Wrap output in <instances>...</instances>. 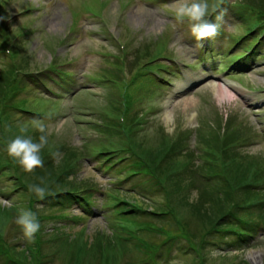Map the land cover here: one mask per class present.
Here are the masks:
<instances>
[{
  "label": "rangeland",
  "instance_id": "obj_1",
  "mask_svg": "<svg viewBox=\"0 0 264 264\" xmlns=\"http://www.w3.org/2000/svg\"><path fill=\"white\" fill-rule=\"evenodd\" d=\"M230 1L234 3L236 1L240 2V0ZM177 2L178 0L167 3L161 2L160 4L155 2L157 5L155 6L145 0H108L106 14L109 20L107 24L103 25L99 23L97 18L93 17V19L91 16H86L85 13L74 21L73 12L75 13L79 6L73 0H57L55 3L53 0H0L1 10L6 13L8 22L12 23L8 31L14 33L19 30L22 31L24 28L29 29L28 35L13 48L14 52H17L15 63L12 62V56H8L1 51L4 45L0 41V89L3 88L5 82L9 81L12 82L13 91L17 89V85L20 89L21 84L23 85L24 81H28L22 71L26 72V70L30 71L31 69L42 75L49 70V66L53 63H57L58 68L53 70L54 73L62 75L66 70L69 71L67 75H64L63 79L57 80L58 83L47 81L50 84V88L60 94L59 96H52L53 99L59 102L43 100L41 96L50 97V93L43 89L39 90L36 81L30 79L27 82V86L24 89L21 88L22 92H20V96L27 99L26 104H23L22 98L17 101L12 94L13 92L4 88L0 90V108L12 104L39 110L41 111L40 113L49 116L50 122L43 120L42 117L36 118L37 120L28 119L30 115L25 112L22 115L24 118L23 124H27L28 128H32L33 133L38 130L33 126V121H36L43 123L47 127L49 133L54 136L56 144L66 142L67 145L76 147L78 151L80 149L79 145L82 142L85 144L88 153L81 160L79 175L83 176L88 182L90 181V183H96L97 188L92 190L94 197L96 196V199L92 198V200H95L96 206L105 203L106 208H110L115 204L114 200L119 199V197L116 194L117 192L111 193L112 189L109 183L118 184L119 181L123 182L124 177L120 173L127 174L129 172L128 169L131 168L128 162L112 165L125 153L122 149L124 141L115 138L114 141H111L109 148H113L116 151L119 150L120 156L108 160L105 157L110 155L109 153L101 156L96 153L98 147L93 144H97L98 140L89 143V138L94 135L89 128L91 124L88 122L89 120H97L99 116V113L95 114L91 111V106L94 108L97 106L94 105V102L98 103L101 109L106 110L111 108L108 103L110 98L119 106L123 105L115 84L111 83L110 79H107L109 84H105L102 78L118 76L123 80L120 82V84L123 82L122 85L126 81L131 82L134 76L137 75L140 66L154 58V52L163 53L164 51L163 54L177 57L184 64H192L194 67L197 65L195 56L189 46L184 43V38L192 36L189 31L191 30V24L184 25L183 21L180 22L178 25L181 31H179L172 22V13L175 12ZM188 2H192V0H188ZM126 4L127 7L125 6ZM29 6L30 9L32 7H37L38 9L28 15L18 13ZM121 12L123 14H120ZM223 22L225 30L216 37L217 44H222L221 48L222 46L224 48V51L220 49L219 52L226 56L231 48L237 53L246 50L242 45L236 48V45L234 46L233 44V39H230V35H243L246 33L248 26L243 24L240 18L233 15H229ZM111 32L123 41L126 50L121 51L119 49L110 36ZM1 34L2 30L0 39ZM9 35L12 34L9 33ZM61 40H65L64 43L57 45ZM253 41L251 39L245 43V46H248ZM112 52L124 55L126 58L125 62H122L119 57L111 58L110 53ZM133 53L135 54L133 55ZM225 56L221 59L223 62L227 63L231 59L234 60V56L226 58ZM156 62H161L165 65L167 60L164 58L156 59L148 63V65H153ZM252 63H248L250 64L249 67L252 68L251 70L236 69L232 73L222 76L224 80L227 79L225 82L229 86H235L230 88V94H232L230 98L218 96L214 82L218 81L219 78H206L201 82L199 81L196 87L174 96L173 92L177 88L176 85L182 80L177 73V67L174 66L169 69L170 66L164 71L162 70L156 78L157 84L150 83V81L146 82V87H149L147 94L141 95V98L144 99L142 101L139 99L135 104L139 108L142 106H145V108L151 107L149 116L146 118L148 121L141 126L140 133L136 135L137 140L144 143L145 149L157 147L160 144H171L172 142H175V146L178 143L179 148L173 158H179L181 162L176 161V166H174H181V168L187 166L194 173L195 168L201 167V162H203L194 155L193 145L201 134L196 129H200L199 126L205 124L204 127L206 129L204 132L202 131V135L199 138L204 141L203 136H206L212 130L213 125L218 124L220 121L225 122L228 118L240 133H245L249 138L250 145H247V152L258 157L263 167L264 124L256 120L258 115L251 116L250 112L251 110L256 111L264 121V57L259 58L254 64ZM13 64H16L20 70L17 71L16 66L11 67ZM121 65H125L126 69L122 70L120 68ZM148 65L140 72L147 70ZM8 72L13 74V76L9 78ZM160 78L161 82L159 83ZM163 78L170 82V86H167L169 84L167 81H163ZM75 81L78 82L74 86L81 87L80 90L83 93L77 96L78 100L72 94L74 88L72 89L71 85ZM83 90L85 91L83 92ZM90 91L98 99H93L92 96L89 97ZM245 91L252 94L253 99L251 102L254 103L252 106L247 107L241 99L239 92L244 93ZM106 94L109 97L103 96ZM94 108L93 110H95ZM123 108L121 107V109ZM0 129H3V127ZM95 138H100V136L97 134ZM212 141L215 142V138ZM213 151H216V149L211 150L209 154L205 152V158L216 159L217 154L212 155ZM143 177L144 175L128 176L124 183L131 188H135V190H139L141 185L138 182ZM9 179L10 177L1 178L0 190H4L7 193L14 191L11 197L13 200L6 199L0 193V198L9 201L11 204L10 208L1 206L2 211L6 214L10 212L9 209H16V213L19 216L22 211L30 209H26V201L21 198V193L15 192L14 180L11 181ZM100 188L109 190L105 197L100 193ZM135 190L128 193V195L134 194ZM156 191L157 189H154L153 192H150L156 200L166 199L164 194L159 192L157 194ZM122 195L125 194L122 193ZM261 196H264V194ZM140 200L142 207L147 208L148 204H146L145 200ZM14 201L16 202L15 204H13ZM260 201L264 206V197ZM36 209L34 212L37 214H41L44 211L46 215L53 213L60 216V219H47L42 224L44 226L42 230L47 234L45 238L57 236L63 239V236L70 237H68L67 242L62 243L61 240L62 244L56 242L53 245H49L50 251L60 248L62 250L61 255L50 253L51 256L48 259L44 257V260L47 263L49 262V264H68V262L71 264H117L120 262L115 258L118 254L121 255L120 258L125 256L127 264L131 259L139 262L145 259V255L133 248L130 238L133 243H137L139 237L146 241L148 235L143 233L134 234V229L137 227L134 224L151 223L160 227L163 223L158 218H151V221H149L150 218L145 216H130L127 220L113 216L112 221L108 223L102 216L103 210L99 212L98 209H95L94 215L85 216L82 209L77 207L73 201L67 202L62 208L43 209L38 207ZM3 215L0 213V228L4 238L14 246H17L13 251L19 256V251L26 249V246L22 245V240L27 243L31 241L29 242L25 238L22 227L16 223L17 216L2 218ZM183 215L182 220L186 218V213L183 212ZM61 218H68L66 220L67 224L63 223V220L60 223ZM245 218L256 221L253 215H247ZM257 221L260 222L258 219ZM173 228L178 229L175 224H173ZM49 233H51V236H48ZM99 235L102 239H98L100 244L97 246L95 241H97L96 236ZM107 237L112 239L110 243ZM74 239L78 241L76 240L75 242ZM34 240L35 238L32 242ZM213 241L215 244L211 243L208 247L204 246L203 248L197 247L198 250L191 254H182L178 246L175 245L170 252L167 250L165 251L166 253L160 254V261L155 263L264 264V225L262 224L257 226L253 237H247L246 241L237 242L235 237L227 240L223 239L222 236L213 238ZM227 241L240 245L229 246ZM256 241L263 244L254 245ZM68 242L71 243V246L66 255ZM79 244H84L78 251L82 257L77 259V261H70L68 255L73 249L76 251ZM201 249H203L202 253L204 254L202 260L197 257V254H201ZM47 250H49L48 247Z\"/></svg>",
  "mask_w": 264,
  "mask_h": 264
},
{
  "label": "trees",
  "instance_id": "obj_2",
  "mask_svg": "<svg viewBox=\"0 0 264 264\" xmlns=\"http://www.w3.org/2000/svg\"><path fill=\"white\" fill-rule=\"evenodd\" d=\"M258 1L262 6L261 11L264 12V0ZM1 14L0 8V20ZM15 55L17 52H14L12 57L15 58ZM8 73L9 78L13 76L10 72ZM4 88L10 89L14 96L18 95L19 86L17 85V89L13 91L11 81L5 82L0 90ZM13 107L14 105L8 104L3 108L4 110L1 109L2 107L0 108V114H4L0 116V128L3 127L0 129V181L1 178L5 177H10L9 180L11 181L14 180L15 192L21 193V198L26 201V209L33 212L38 207L43 209L62 208L67 202L72 201L70 196L74 197L76 194L80 196L79 201H86L81 203L82 205H90V200L94 197L92 190L97 185L88 182L79 175L80 163L84 154L80 150L78 151L76 147L69 146L66 142L56 144L54 136L49 134L48 143L41 151L43 167H38L31 173L26 172L8 155L7 143L15 138L14 136L21 135L19 126L22 123L19 119H14L13 114L10 115ZM6 127L10 130L6 131ZM132 127L131 132L133 130L134 135L129 138L128 148L125 150L127 157H130L128 163L130 167H136L138 172L144 175L141 180L142 190L151 191L157 188V192L164 194L166 199L151 200L152 196L144 192L143 200L148 204V207L143 208L141 200H138L136 196L134 198L126 196V199L118 195L119 199L114 200L115 204L109 208L108 216L111 221L113 216L123 218V220H127L130 216H145L150 218L149 221L151 218H158L163 222L160 227L151 223L134 224L137 227L133 233L146 234L148 239L144 241L139 237L138 242L134 244L130 238L133 248L144 253L145 259L139 262L131 259L128 264H159L155 262L160 261V254L162 255L167 250L170 252L175 245L178 246L182 254H191L198 250L197 247L203 248L204 246L208 247L211 243L215 244L213 238L220 236L227 240L235 237V240L240 242L242 239H246L250 233H254L257 226L264 225V206L260 201L264 197L261 196L264 194V166H261L258 157L244 152L241 145L247 144V140L244 139L243 133L236 132L229 126L227 136L225 139L223 138L222 146L220 144L221 137H218V145L223 149L222 156L216 162L209 164L207 173L199 174V171L196 170L194 173L191 172L187 166L175 167L176 161L181 162L179 158H173L179 148L178 143L175 146V142H172L171 144H160L157 147L145 149L144 143L137 140L136 135L139 134L137 123ZM103 133L107 137L113 136L108 129H104ZM27 135L31 136L35 142H39L41 133L36 130L35 133L31 134L28 131ZM218 151H220L219 148ZM216 165L219 168H216ZM130 172L134 174L136 171L130 170ZM30 185L47 186L48 194L41 200L29 190ZM121 191L123 190L120 188H112V192L122 194ZM13 192L7 193L0 190L1 195L10 200H13L11 199ZM15 203L14 201L13 204ZM9 211L5 214L0 206V213L1 215L4 214L2 218H10L14 215L18 218L16 209H9ZM183 212L186 213L184 220H182ZM247 215L255 216L256 221L248 220L245 218ZM37 216L41 224L40 231L35 234L33 242L29 240L30 243H27L22 240V245L26 246V249L19 251V256L13 251L17 246L4 238L0 228V264H49L44 260V257L48 259L51 256L50 253L61 255V248L50 251L49 245L56 242L61 243V240L62 243L67 242L69 236H63V239L57 236L45 238L47 234L42 230L44 227L42 224L45 223V220L60 219V216L53 213L46 215L44 211ZM173 224L178 229H174ZM50 234L48 236H51ZM96 237L95 243L99 246L100 241L98 239H102V237L100 235ZM107 240L110 243L112 239L107 237ZM227 243L236 246L228 241ZM82 245H77L76 251L73 249L68 255L70 261H77L82 257L78 253ZM70 246L71 243L68 242L66 255ZM202 250L200 251L201 254L196 253L200 260L204 255ZM120 257V254L115 257L117 261H120L117 264H127L125 256L124 258ZM68 264L71 263L68 262Z\"/></svg>",
  "mask_w": 264,
  "mask_h": 264
},
{
  "label": "clouds",
  "instance_id": "obj_3",
  "mask_svg": "<svg viewBox=\"0 0 264 264\" xmlns=\"http://www.w3.org/2000/svg\"><path fill=\"white\" fill-rule=\"evenodd\" d=\"M208 15L209 5L206 0H192V2L178 0L175 7L176 19L181 22L187 19L191 22V32L198 42L214 39L219 34L220 25L206 19ZM33 126L41 133L39 142H35L31 136L27 135L28 125L23 124L19 126L21 135L15 136L7 143L8 155L29 173L38 167H43L41 151L48 143L50 134L43 123L33 121ZM8 130L10 128L6 127V131ZM29 190L41 200L48 194L47 186L30 185ZM0 206L10 207L11 204L0 198ZM16 223L22 227L25 238L30 241L35 238V234L41 228L37 213L31 210L22 211Z\"/></svg>",
  "mask_w": 264,
  "mask_h": 264
},
{
  "label": "bare ground",
  "instance_id": "obj_4",
  "mask_svg": "<svg viewBox=\"0 0 264 264\" xmlns=\"http://www.w3.org/2000/svg\"><path fill=\"white\" fill-rule=\"evenodd\" d=\"M186 83L187 82H181V85L179 86V88L184 89ZM222 87L223 86L222 85L220 86L219 83H217L216 86H215L218 96H220V97L228 96L230 98L232 96V94H230V90L228 88L221 89Z\"/></svg>",
  "mask_w": 264,
  "mask_h": 264
}]
</instances>
